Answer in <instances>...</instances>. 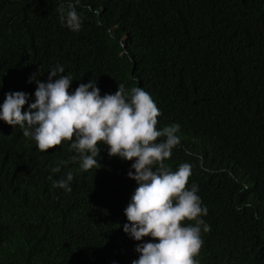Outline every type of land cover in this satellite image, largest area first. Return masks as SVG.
Returning a JSON list of instances; mask_svg holds the SVG:
<instances>
[{
	"label": "trees",
	"instance_id": "16d2710c",
	"mask_svg": "<svg viewBox=\"0 0 264 264\" xmlns=\"http://www.w3.org/2000/svg\"><path fill=\"white\" fill-rule=\"evenodd\" d=\"M68 3L0 0V105L10 91L33 103L30 77L47 82L57 66L72 92L91 80L102 96L143 88L158 128L180 125L165 164L191 165L188 186L208 209L194 259L264 264V0H80L79 31L61 23ZM71 143L41 152L0 120V264H132L151 241L123 230L134 161L100 143V165L81 170ZM69 172L71 192L48 179Z\"/></svg>",
	"mask_w": 264,
	"mask_h": 264
},
{
	"label": "clouds",
	"instance_id": "9594fccd",
	"mask_svg": "<svg viewBox=\"0 0 264 264\" xmlns=\"http://www.w3.org/2000/svg\"><path fill=\"white\" fill-rule=\"evenodd\" d=\"M79 2L69 0L66 13L63 4L58 9L61 23L72 31L82 26L76 11ZM64 71L63 66H57L49 72L47 82L35 79V74L30 77L29 82L37 85L31 104L29 94L8 92L0 105V120L22 128L23 135L34 140L41 152L72 142L70 149L77 153L73 160L79 159L81 170L100 165V143L108 146L110 157L134 161L131 168L135 171L130 170L128 176L138 187L125 209L128 223L123 230L136 241L145 237L151 241L137 244L139 257L132 264H198L194 257L204 243L201 228L210 231L200 217L206 216L208 209L202 206L198 186H188L191 165L181 163L174 171L165 164L180 144V125L159 129L160 110L143 88L132 87L126 93L124 84L118 83L114 94L102 96L91 80L72 92L73 79ZM73 178L71 172L59 180L48 177L54 188L68 192ZM186 221H195V225L185 226Z\"/></svg>",
	"mask_w": 264,
	"mask_h": 264
}]
</instances>
